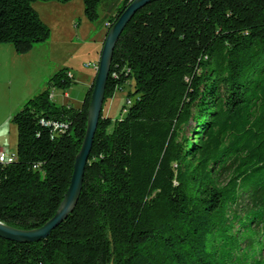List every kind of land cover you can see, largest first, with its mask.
<instances>
[{
  "label": "trees",
  "instance_id": "trees-1",
  "mask_svg": "<svg viewBox=\"0 0 264 264\" xmlns=\"http://www.w3.org/2000/svg\"><path fill=\"white\" fill-rule=\"evenodd\" d=\"M36 1L72 0H0V45L26 53L48 40ZM100 3L83 0L89 21ZM69 72L11 116L9 227H41L70 184L93 85L80 108L56 105ZM130 80L124 116L111 125L101 112L74 211L44 241L0 239V264H264V0L147 4L116 43L103 106Z\"/></svg>",
  "mask_w": 264,
  "mask_h": 264
},
{
  "label": "rangeland",
  "instance_id": "rangeland-1",
  "mask_svg": "<svg viewBox=\"0 0 264 264\" xmlns=\"http://www.w3.org/2000/svg\"><path fill=\"white\" fill-rule=\"evenodd\" d=\"M121 1L101 0L97 7L98 18L93 22L84 15L83 0H72L66 4L36 1L32 7L49 28L48 40L40 44L42 47L39 48V51L31 49L26 53H17L11 45H0L6 46L4 50L0 51V120L4 117L6 119L9 154L16 153V127L9 118L8 112L14 105L16 97L25 91L24 84L26 80H29V77L38 78L41 83L39 88H36L37 90H32V93L36 95L44 88L49 78L47 76L40 82L42 77L40 74L45 72L43 69L52 71L49 72L51 74L64 67L69 68L75 77V83L65 90L52 89L51 100L58 106L71 105L77 109L81 107L89 87L86 86V83L90 82L96 74L92 65H97L99 61L101 43L107 33L105 24L110 21ZM6 48H12L9 50H13V54L8 53ZM31 54H38V56L34 55L32 60L37 63L36 67L39 68L37 71L33 68L30 75H25V61ZM132 86L133 81L130 80L123 91H116L111 98L105 101L102 115L104 118L110 119L111 125L115 120L124 116L123 107L126 103V95L129 90H132ZM2 95L12 99V103H8L6 107L2 106ZM186 135L188 137V133Z\"/></svg>",
  "mask_w": 264,
  "mask_h": 264
},
{
  "label": "water",
  "instance_id": "water-1",
  "mask_svg": "<svg viewBox=\"0 0 264 264\" xmlns=\"http://www.w3.org/2000/svg\"><path fill=\"white\" fill-rule=\"evenodd\" d=\"M157 0H133L116 22L107 28L100 51L98 69L92 83V94L87 110V125L81 148L75 157L70 184L54 215L41 227L33 230H18L0 222V239L19 244L37 243L46 240L74 211L82 190L85 168L93 144V138L105 99L110 66L116 43L135 13L147 4Z\"/></svg>",
  "mask_w": 264,
  "mask_h": 264
},
{
  "label": "crops",
  "instance_id": "crops-1",
  "mask_svg": "<svg viewBox=\"0 0 264 264\" xmlns=\"http://www.w3.org/2000/svg\"><path fill=\"white\" fill-rule=\"evenodd\" d=\"M103 42H104V40H103ZM103 42L101 43L102 46H103ZM4 47H6V46H0V51L4 50L5 49ZM8 47H10V46H8ZM40 47H42V46L41 45H36L34 48H32V49H35V50H32V51H39ZM6 49H7L8 53L13 54V52H12L13 50H9V49H12V48H6ZM34 55L38 56V54H31L29 56V58L27 59V61H25V69H26L25 75H30V73L32 72L33 68L36 71L39 68V67H36L37 63H34L33 60H32ZM99 56H100V53H99ZM98 60H99V58H98ZM43 70H45V72L40 74V75H42V77L40 79V82L42 80H45V78H47V76L50 77L52 74L55 73V72H53V73L50 74L49 72H52V71H48V69H43ZM48 74H50V75H48ZM69 74L75 80L74 75L71 72H69ZM26 77L28 78L29 76H26ZM32 79H33L32 77H29V80H26V82L24 84L25 85L24 86L25 91L22 94H19L18 97H16L14 105L10 107L9 112H8L9 116H10L9 117L10 119H11V116L14 114V112H17L23 106L25 101H27L30 97L34 96L35 93H32L33 92L32 90H37L36 88H39L41 83H39L38 78L33 79V81H32ZM31 81H32V84H31ZM93 81H94V77L92 78V80L90 82L88 81L86 83V86L88 85L89 86L88 88H90L92 83H93ZM2 98H3V99H1V101H2L1 105L2 106L6 107L8 105V103L9 104L12 103V99L6 98L5 95H2ZM15 110H17V111H15ZM5 120H6L5 117L0 120V150L5 152V153H7V154H9V146H8L9 137H8V131L6 130V121Z\"/></svg>",
  "mask_w": 264,
  "mask_h": 264
},
{
  "label": "built area",
  "instance_id": "built-area-1",
  "mask_svg": "<svg viewBox=\"0 0 264 264\" xmlns=\"http://www.w3.org/2000/svg\"><path fill=\"white\" fill-rule=\"evenodd\" d=\"M106 24H105V26H107ZM92 69L95 72H97L98 64L97 65H95V64L92 65ZM127 103H129V100H126L125 105H127ZM55 127L58 128L59 125H56ZM60 127L64 128V129L66 128L65 125H60ZM15 159H16V155L15 154H7V153H5V152L0 150V164H10V163L14 162Z\"/></svg>",
  "mask_w": 264,
  "mask_h": 264
}]
</instances>
